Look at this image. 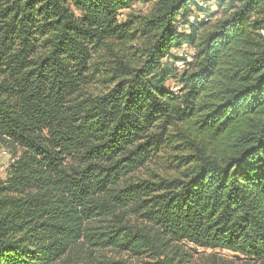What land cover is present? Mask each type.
<instances>
[{"label":"trees","instance_id":"1","mask_svg":"<svg viewBox=\"0 0 264 264\" xmlns=\"http://www.w3.org/2000/svg\"><path fill=\"white\" fill-rule=\"evenodd\" d=\"M135 1L148 11L120 19ZM218 4L199 19L198 0H0V139L21 150L0 264L83 244L91 264H176L178 240L264 264V0ZM98 63L112 86L95 95ZM169 151L174 175L135 176Z\"/></svg>","mask_w":264,"mask_h":264},{"label":"rangeland","instance_id":"2","mask_svg":"<svg viewBox=\"0 0 264 264\" xmlns=\"http://www.w3.org/2000/svg\"><path fill=\"white\" fill-rule=\"evenodd\" d=\"M198 5L199 7H202V11L197 14L199 19H203V17L207 14L212 15L211 19H214L221 14V7L218 4V0H198ZM149 6V2L142 3L135 1L130 10L127 9L123 11V15H120V19H124L126 14L130 11L135 12L136 14H144L148 11ZM206 10L208 11L207 14L205 13ZM91 57L92 63L95 61L99 62V57H97L94 53H91ZM189 60H191L190 56L186 59V61ZM182 63L178 62V64H176L178 70H180L183 66ZM95 68L96 69L92 68V71L94 72L93 83L89 85L87 90L96 95L106 92L112 85L109 83H99V63ZM173 83L174 82L172 80H168L166 86L171 88ZM20 153V149L0 139V184H4L9 166L20 155ZM170 155H173L170 151L165 154L160 152L158 156L154 157L147 163L146 168L135 173V176L148 177L149 174L154 173L159 177H171L176 173V168H171L169 160H164ZM71 163L73 162L69 159L65 162L67 167ZM79 243L81 244L82 240H80ZM175 244L178 247L175 259H178L179 255H181V260L176 264H246V259L242 255L227 249L198 247L184 240H178ZM104 253L115 260L121 259L129 264H143L141 260L142 258L133 257L132 255H128L126 253H118L111 250L104 251ZM94 260L95 262L99 261V248L83 244L76 248H71L56 263L64 261L61 264H91Z\"/></svg>","mask_w":264,"mask_h":264},{"label":"built area","instance_id":"3","mask_svg":"<svg viewBox=\"0 0 264 264\" xmlns=\"http://www.w3.org/2000/svg\"><path fill=\"white\" fill-rule=\"evenodd\" d=\"M178 56L182 59H187L189 57V55L187 54V52H185L184 50H179V52H177ZM171 90L174 91L175 93H177L178 87L173 85L171 87Z\"/></svg>","mask_w":264,"mask_h":264}]
</instances>
